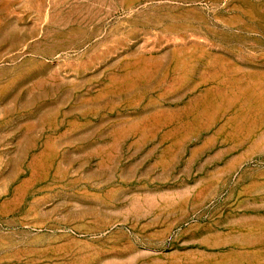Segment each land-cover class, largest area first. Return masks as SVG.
<instances>
[{"label":"rangeland","instance_id":"374dc122","mask_svg":"<svg viewBox=\"0 0 264 264\" xmlns=\"http://www.w3.org/2000/svg\"><path fill=\"white\" fill-rule=\"evenodd\" d=\"M0 264H264V0H0Z\"/></svg>","mask_w":264,"mask_h":264}]
</instances>
